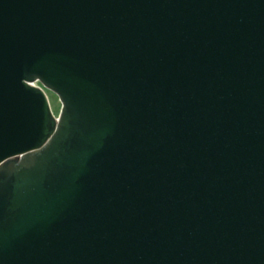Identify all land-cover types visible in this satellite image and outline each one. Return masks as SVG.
Returning <instances> with one entry per match:
<instances>
[{"label": "water", "instance_id": "95a60500", "mask_svg": "<svg viewBox=\"0 0 264 264\" xmlns=\"http://www.w3.org/2000/svg\"><path fill=\"white\" fill-rule=\"evenodd\" d=\"M0 264H264V0H0Z\"/></svg>", "mask_w": 264, "mask_h": 264}, {"label": "rangeland", "instance_id": "374dc122", "mask_svg": "<svg viewBox=\"0 0 264 264\" xmlns=\"http://www.w3.org/2000/svg\"><path fill=\"white\" fill-rule=\"evenodd\" d=\"M45 91H46L47 96L49 98V102H50L53 114L56 117H58L60 115V112H61V109H62V104H61V102L59 100V97L55 93H53V92H51V91H49L47 89Z\"/></svg>", "mask_w": 264, "mask_h": 264}]
</instances>
